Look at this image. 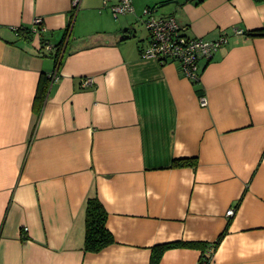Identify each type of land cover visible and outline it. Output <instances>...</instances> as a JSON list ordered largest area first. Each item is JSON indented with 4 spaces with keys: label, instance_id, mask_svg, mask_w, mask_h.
Returning <instances> with one entry per match:
<instances>
[{
    "label": "crops",
    "instance_id": "obj_1",
    "mask_svg": "<svg viewBox=\"0 0 264 264\" xmlns=\"http://www.w3.org/2000/svg\"><path fill=\"white\" fill-rule=\"evenodd\" d=\"M73 1L0 0V264H150L174 241L157 264H264V34H245L264 0H131L117 16L118 0ZM154 6L190 37H229L198 82L143 58ZM92 196L113 237L98 252Z\"/></svg>",
    "mask_w": 264,
    "mask_h": 264
},
{
    "label": "built area",
    "instance_id": "obj_2",
    "mask_svg": "<svg viewBox=\"0 0 264 264\" xmlns=\"http://www.w3.org/2000/svg\"><path fill=\"white\" fill-rule=\"evenodd\" d=\"M80 0H74L73 4L76 8ZM115 16L125 14L133 10L131 0H118L111 7ZM156 8H146L144 10V23L150 34L149 44L143 49V58H152L160 63L177 62L180 65L184 78L191 82L200 80L202 61L210 60L219 48L226 44L229 40L227 35H223L216 40H206L200 37H190L186 35L177 18L173 15L157 16ZM37 28H32L33 31L40 32L42 19L37 18L34 21ZM17 31L20 28H15ZM236 33H242V30L237 29ZM49 48V46H48ZM49 76L53 80H57V72L53 71ZM90 77L84 78L82 86L87 87L92 84ZM201 106H206L208 103L207 97L201 95L199 97ZM234 208L227 211L228 215H233ZM210 262V259H209ZM198 264H205L203 261Z\"/></svg>",
    "mask_w": 264,
    "mask_h": 264
},
{
    "label": "trees",
    "instance_id": "obj_3",
    "mask_svg": "<svg viewBox=\"0 0 264 264\" xmlns=\"http://www.w3.org/2000/svg\"><path fill=\"white\" fill-rule=\"evenodd\" d=\"M201 0H199L200 2ZM255 1H261V0H255ZM152 9H155L154 7H149ZM21 33L25 37H31L33 30L32 28L23 27L21 28ZM29 34V35H28ZM245 34H264V29L259 30V32L256 33V31H245ZM48 79L44 78L39 85L37 96L36 98H39V101L44 99L46 96L47 88H48ZM199 81V80H198ZM195 81V82H198ZM174 165H196L195 160H188V159H176L173 162ZM106 219H107V212L105 211V208L102 204V202L99 200L97 196L89 197L86 201V229H85V242H84V248L86 251L91 252H98L105 248L107 245H109L113 237L110 233V231L106 227ZM222 236L219 237L216 243L220 241ZM184 243L179 241L174 242H168L164 244H160V254L161 251L170 248V247H176L181 246ZM193 245H196V243H193ZM160 254H154L151 260L150 264H157ZM203 263L209 264V258L208 256H204Z\"/></svg>",
    "mask_w": 264,
    "mask_h": 264
}]
</instances>
